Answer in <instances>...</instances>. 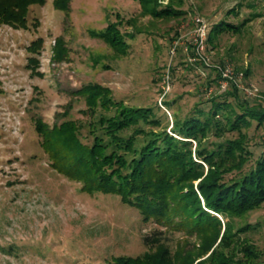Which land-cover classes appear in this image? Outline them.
I'll list each match as a JSON object with an SVG mask.
<instances>
[{"label":"rangeland","instance_id":"obj_1","mask_svg":"<svg viewBox=\"0 0 264 264\" xmlns=\"http://www.w3.org/2000/svg\"><path fill=\"white\" fill-rule=\"evenodd\" d=\"M173 2L183 11L165 18L143 12L139 0H69L65 17L53 0H45L29 7L28 28L0 24V264H106L111 256L147 250L142 236L157 224L143 221L118 194L85 192L80 181L51 166L35 117L51 125L70 103L69 116L88 118L82 112L84 98L74 91L90 81L108 86L128 105L153 107L169 126L175 112L182 116L195 104L207 109L208 98L223 91L217 78L210 81L215 70L187 63L180 49L172 58L169 53L178 28L189 24L188 11L202 14L210 28L221 20L238 24L249 17L239 31L215 32L209 53L213 60L228 59L264 95V0ZM255 10L260 14L252 16ZM116 14L124 22L120 30L132 34L126 37L128 51L119 55L92 33ZM37 36L43 38L37 67L42 74H32L27 65L26 45ZM56 37L67 48L60 60L52 59ZM167 73L169 88L163 93ZM258 98L247 99L264 107ZM246 130L253 160L264 148V123L257 126L253 120ZM240 220L254 224L249 236L264 248V202ZM168 234L172 243L187 236Z\"/></svg>","mask_w":264,"mask_h":264},{"label":"trees","instance_id":"obj_2","mask_svg":"<svg viewBox=\"0 0 264 264\" xmlns=\"http://www.w3.org/2000/svg\"><path fill=\"white\" fill-rule=\"evenodd\" d=\"M44 2L0 0V24L28 28L29 7ZM68 2L53 0L65 17ZM139 2L142 11L154 17H175L183 11L173 0ZM259 14L255 10L251 15ZM245 19L238 24L218 21L209 29L208 41L215 32L239 31ZM123 24L116 14L115 20L92 33L115 54H124L129 47L126 37L132 34L120 30ZM42 42L37 36L26 45L32 74H42L37 68ZM66 53L64 40L56 37L52 59L60 60ZM74 92L84 98L82 112L88 118L69 116L70 103L60 114L62 119L51 125L35 117L50 165L80 181L85 192L118 194L121 202L139 211L143 221L157 224L142 236L147 250L111 256L106 264H264V248L248 233L254 224L240 220L264 202V148L251 160L246 130L253 120L257 126L264 123L261 102L250 103L230 84L208 98L207 109L195 104L182 116L175 112L169 126L168 121L161 123L153 107L128 105L96 81ZM176 231L187 236L172 243L168 233ZM189 235L198 241H191Z\"/></svg>","mask_w":264,"mask_h":264},{"label":"built area","instance_id":"obj_3","mask_svg":"<svg viewBox=\"0 0 264 264\" xmlns=\"http://www.w3.org/2000/svg\"><path fill=\"white\" fill-rule=\"evenodd\" d=\"M167 0H162L165 4ZM189 24L178 28V34L173 37L170 43L169 53L171 58L177 54L178 49L184 54L185 60L195 64L200 63L206 67H212L217 76V82L222 89L229 84L234 86L246 98L264 99V95L259 92L256 85L243 80V72L236 71L233 64L228 59L213 60L209 53L208 32L210 25L208 20L199 12L188 11ZM163 93L169 88V75L164 78Z\"/></svg>","mask_w":264,"mask_h":264}]
</instances>
